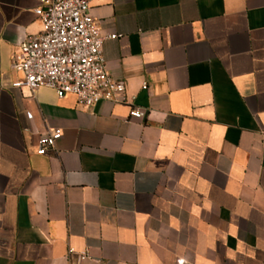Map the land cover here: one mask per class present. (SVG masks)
Returning a JSON list of instances; mask_svg holds the SVG:
<instances>
[{
	"label": "crops",
	"instance_id": "0c3cea01",
	"mask_svg": "<svg viewBox=\"0 0 264 264\" xmlns=\"http://www.w3.org/2000/svg\"><path fill=\"white\" fill-rule=\"evenodd\" d=\"M90 3L131 106L14 89L39 0H0V264H264V0Z\"/></svg>",
	"mask_w": 264,
	"mask_h": 264
},
{
	"label": "built area",
	"instance_id": "2783aa9c",
	"mask_svg": "<svg viewBox=\"0 0 264 264\" xmlns=\"http://www.w3.org/2000/svg\"><path fill=\"white\" fill-rule=\"evenodd\" d=\"M42 31L23 39L14 55L13 69L23 79L13 84L17 90L32 93L40 88L53 89L59 98L73 96L78 106L90 109L100 103L129 105L126 86L108 71L103 53L106 40L120 35H103L102 22L92 15L90 0H39L34 11ZM147 85H144L146 88ZM144 112L131 109L130 117L143 119ZM29 121L33 115L27 113ZM63 130L51 128L39 137L38 155L54 151ZM69 264L90 258L86 252L68 250ZM178 264H185L178 260Z\"/></svg>",
	"mask_w": 264,
	"mask_h": 264
}]
</instances>
